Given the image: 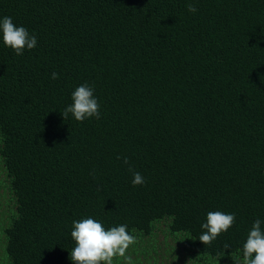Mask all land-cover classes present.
I'll return each instance as SVG.
<instances>
[{
    "label": "trees",
    "instance_id": "trees-1",
    "mask_svg": "<svg viewBox=\"0 0 264 264\" xmlns=\"http://www.w3.org/2000/svg\"><path fill=\"white\" fill-rule=\"evenodd\" d=\"M2 16L38 46H0V264H72L88 216L128 226L131 264H240L264 219V0H0ZM85 82L100 118L65 120ZM209 211L236 220L205 245Z\"/></svg>",
    "mask_w": 264,
    "mask_h": 264
},
{
    "label": "clouds",
    "instance_id": "clouds-1",
    "mask_svg": "<svg viewBox=\"0 0 264 264\" xmlns=\"http://www.w3.org/2000/svg\"><path fill=\"white\" fill-rule=\"evenodd\" d=\"M189 12H196L195 5L189 4ZM0 46L11 49L15 55L22 56L25 51H31L38 46V38L23 25H17L11 16L0 17ZM52 74V79L57 78ZM72 103L61 113L65 120L74 119L78 122L100 118L99 99L95 95L94 86L85 82L77 86L71 93ZM128 158H124L127 164ZM132 172L133 186L145 183L140 172ZM234 213L209 211L206 221L201 227L204 231L197 240L205 245L216 240L222 233H227L234 225ZM71 237L75 247L70 251L72 264H114V258L123 257L125 264H131L132 257L126 255L129 246L134 243L135 237L128 231L126 224L105 228L100 220L88 216L72 221ZM225 245V250L229 249ZM240 264H264V219L257 218L248 230L242 245Z\"/></svg>",
    "mask_w": 264,
    "mask_h": 264
}]
</instances>
